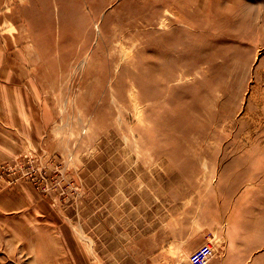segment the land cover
<instances>
[{"label":"rangeland","instance_id":"1","mask_svg":"<svg viewBox=\"0 0 264 264\" xmlns=\"http://www.w3.org/2000/svg\"><path fill=\"white\" fill-rule=\"evenodd\" d=\"M2 140L0 264H264V0H0Z\"/></svg>","mask_w":264,"mask_h":264},{"label":"crops","instance_id":"2","mask_svg":"<svg viewBox=\"0 0 264 264\" xmlns=\"http://www.w3.org/2000/svg\"><path fill=\"white\" fill-rule=\"evenodd\" d=\"M21 133H23V131H21ZM5 140H7V141H9V139H5ZM5 140H2V141H0L3 145H0V161H2L3 159H5V158H7L8 157V155L10 154L8 151L9 150H12L11 148L12 147H6L4 144H6V141ZM13 149H14V147H13ZM8 150V151H7ZM45 240H49V239H42L41 241H42V243H43V241H45ZM37 244L38 243H36L35 245H34V247H37ZM48 245V244H47ZM49 248L48 249H46V251H45V253H43V250L42 249H40V253H41V255L40 256H42V257H47L46 259L47 260H45L42 264H50L53 260H55L56 258H57V256H58V254H59V248H58V244H57V242L55 241V243H50L49 245ZM56 246H57V248H56ZM37 249V248H36Z\"/></svg>","mask_w":264,"mask_h":264},{"label":"built area","instance_id":"3","mask_svg":"<svg viewBox=\"0 0 264 264\" xmlns=\"http://www.w3.org/2000/svg\"><path fill=\"white\" fill-rule=\"evenodd\" d=\"M213 250L210 247H206L199 251L195 257L192 258L190 264H206L213 255Z\"/></svg>","mask_w":264,"mask_h":264}]
</instances>
